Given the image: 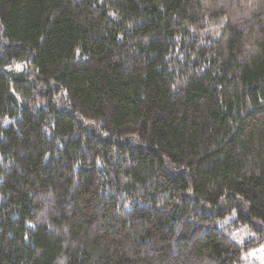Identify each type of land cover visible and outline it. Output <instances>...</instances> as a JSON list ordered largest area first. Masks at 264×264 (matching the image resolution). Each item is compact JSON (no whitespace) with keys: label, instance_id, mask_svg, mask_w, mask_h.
I'll return each instance as SVG.
<instances>
[{"label":"trees","instance_id":"obj_1","mask_svg":"<svg viewBox=\"0 0 264 264\" xmlns=\"http://www.w3.org/2000/svg\"><path fill=\"white\" fill-rule=\"evenodd\" d=\"M258 246L264 0H0V264H242Z\"/></svg>","mask_w":264,"mask_h":264},{"label":"rangeland","instance_id":"obj_2","mask_svg":"<svg viewBox=\"0 0 264 264\" xmlns=\"http://www.w3.org/2000/svg\"><path fill=\"white\" fill-rule=\"evenodd\" d=\"M227 20L223 17L213 18L210 20L204 27L199 30L191 31L192 37H197L199 39H217L221 35V30L226 24ZM14 70H21L23 65L14 64L11 66ZM236 219V214L232 213L231 215L226 216L221 222L218 223V226L228 225L232 220ZM230 236L234 238L237 242H243L246 239L253 237V233L247 225H239L237 228H234ZM242 264H264V246H258L256 249L245 253L241 258Z\"/></svg>","mask_w":264,"mask_h":264}]
</instances>
